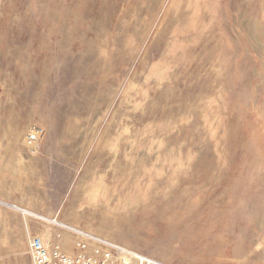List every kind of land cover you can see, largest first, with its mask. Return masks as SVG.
Listing matches in <instances>:
<instances>
[{
  "label": "rangeland",
  "instance_id": "obj_1",
  "mask_svg": "<svg viewBox=\"0 0 264 264\" xmlns=\"http://www.w3.org/2000/svg\"><path fill=\"white\" fill-rule=\"evenodd\" d=\"M35 236L264 264V0H0V264Z\"/></svg>",
  "mask_w": 264,
  "mask_h": 264
},
{
  "label": "built area",
  "instance_id": "obj_2",
  "mask_svg": "<svg viewBox=\"0 0 264 264\" xmlns=\"http://www.w3.org/2000/svg\"><path fill=\"white\" fill-rule=\"evenodd\" d=\"M39 128L32 129L26 137V146L32 148L39 140ZM73 253L65 251L47 239L35 236L29 240L30 264H150L147 256L132 249L100 244L87 252V243L78 241Z\"/></svg>",
  "mask_w": 264,
  "mask_h": 264
},
{
  "label": "bare ground",
  "instance_id": "obj_3",
  "mask_svg": "<svg viewBox=\"0 0 264 264\" xmlns=\"http://www.w3.org/2000/svg\"><path fill=\"white\" fill-rule=\"evenodd\" d=\"M32 128H34V127H32ZM22 211V210H21ZM23 214H27V211H25V209L23 210V213H22V215ZM28 215V214H27ZM35 216H37V215H35ZM40 217V216H39ZM47 219V218H46ZM82 234L83 235H85V232H82ZM87 236V235H86ZM104 240V239H103ZM113 245V244H112ZM110 246V245H109ZM117 247H119V248H123V247H120V246H117ZM148 258V260L150 261V264H163L160 260H155L154 258H152L151 256H148L147 257Z\"/></svg>",
  "mask_w": 264,
  "mask_h": 264
}]
</instances>
